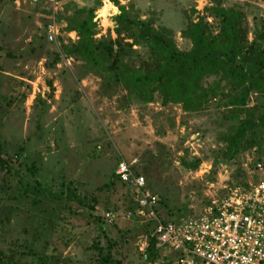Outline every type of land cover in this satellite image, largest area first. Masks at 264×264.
Returning <instances> with one entry per match:
<instances>
[{"label":"rangeland","instance_id":"1","mask_svg":"<svg viewBox=\"0 0 264 264\" xmlns=\"http://www.w3.org/2000/svg\"><path fill=\"white\" fill-rule=\"evenodd\" d=\"M216 1L117 0L129 13L151 18L155 28L170 30L181 50L190 46L180 35L187 20L204 15L207 22L214 23L204 11L214 3L240 8L248 40L253 30L264 31V0ZM80 7L93 8L95 38L115 37L113 17L118 8L111 0H58L54 15L57 34L50 43L43 37L50 14L23 0H0V144L7 156L19 152L18 159L34 167L30 174L25 172V164L13 165L23 184L32 185L35 179L42 187L58 192L71 182L80 195H95L96 214L115 207L117 216L112 224L104 222L100 232L99 223L74 200L46 197L36 206L43 213H37L25 196L17 201L7 199L6 194L22 183L0 172V186L4 187L0 189V249L6 255L25 252L23 247L29 246L39 252L45 244L49 264H94L90 258L96 252L86 247L98 237L100 246L107 238L116 241L111 253L121 264L167 262L165 251L154 261L142 257L146 245L143 223L136 220L134 228V220L125 215L130 201L127 187L114 182L109 190L97 189L109 179L118 159L140 172L146 189L158 202L159 198L164 201L165 207L155 206L162 219L166 209L173 219L195 216L208 200L223 196L238 182L253 175L264 177V168L249 167L255 156L252 148L230 159L221 155L224 143L220 134L231 125L228 118H222L226 109L209 103L200 112L187 113L178 105L160 106L157 100L140 108L133 103L126 107L119 94L106 89L98 76L83 73L79 61L62 57L59 42L75 41L76 35L63 31L60 17ZM254 102L255 95L250 92L247 105ZM262 137L264 142V131ZM182 157H196L200 162L195 169H187L180 163ZM8 184L10 187H5ZM8 202L17 208L5 218L2 205ZM24 260L29 263L31 257Z\"/></svg>","mask_w":264,"mask_h":264},{"label":"trees","instance_id":"2","mask_svg":"<svg viewBox=\"0 0 264 264\" xmlns=\"http://www.w3.org/2000/svg\"><path fill=\"white\" fill-rule=\"evenodd\" d=\"M111 1L118 8V13L113 17L114 38L94 37L93 8H76L72 14L60 17L64 23L63 31H74L76 35L75 41L59 42L62 57L79 61V69L83 73L87 71L98 76L106 89L119 94L126 107L133 103L140 108L157 100L160 106L178 105L187 113L200 112L209 103H213L216 109H226L222 118H228L231 125L220 134L224 143L221 155L230 159L242 150L252 148L255 156L249 166L253 167L255 161L264 162V31L253 30L252 38L248 40V27L240 8L236 5L221 7L214 3L213 6L204 8L206 15L211 16L214 23L207 22L204 15L196 16L195 20H187L180 35L189 41L190 46L181 50L176 47L170 30L155 28L151 18H139L118 4L117 0ZM43 37L46 40V36ZM207 77L213 78L210 82L203 83ZM250 92L254 93L255 102L248 106ZM18 153L7 156L0 144V172L8 177H17L20 185L22 178L13 165L19 167L25 163L18 159ZM199 162L200 159L196 157L191 160L183 157L180 159L181 165L187 169H195ZM26 164L24 170L31 174L34 167ZM134 172L140 173L136 170ZM33 181L32 185H15L6 194L7 199L17 201L25 196L28 206L40 214L43 212L37 205L46 197L49 200H74L82 209L88 210V217L99 223L100 232L104 222H114H107L103 213H115V207L105 209L101 215L94 212L96 198L93 193L88 198L84 197L71 182L64 189L54 192L49 187H42L37 180ZM114 182L124 185L113 170L109 179L97 189L109 190ZM145 186L148 188L146 181ZM5 187L10 186L8 184ZM2 188L4 187L0 186ZM127 193L130 201L125 209L132 211L134 201L131 192L127 190ZM158 203L165 207L162 199L159 198ZM2 206L5 218L11 209L17 208L9 202ZM171 216V211L166 209L163 219H173ZM131 217L134 220L132 227L135 228L137 219L133 214ZM127 230L125 229L126 232ZM151 230L150 222L142 224L141 233L145 236L146 245L141 254L145 260L154 261L159 257L160 251L154 246ZM115 245V240L107 238L106 244L100 246L98 237H95L86 249L93 253L95 250V256L90 258L94 264H121L111 253ZM45 247L42 244L39 252L34 251L32 246L23 247L25 252L14 254L11 251L7 255L0 249V264H49V257L44 253ZM25 256H30L31 262H26ZM160 264L169 262L162 261Z\"/></svg>","mask_w":264,"mask_h":264},{"label":"built area","instance_id":"3","mask_svg":"<svg viewBox=\"0 0 264 264\" xmlns=\"http://www.w3.org/2000/svg\"><path fill=\"white\" fill-rule=\"evenodd\" d=\"M23 1L51 15L46 40L55 41L58 0ZM250 168L263 170L264 162L255 161ZM114 173L134 201L133 210L125 215L152 223L154 246L165 251L169 264H264V177L253 175L238 182L223 196L208 200L195 216L165 220L156 211L158 198L146 189L142 174L123 159L116 162ZM116 216V212L103 213L107 222Z\"/></svg>","mask_w":264,"mask_h":264},{"label":"bare ground","instance_id":"4","mask_svg":"<svg viewBox=\"0 0 264 264\" xmlns=\"http://www.w3.org/2000/svg\"><path fill=\"white\" fill-rule=\"evenodd\" d=\"M106 8H107V7H105L104 9H102L104 15L106 14Z\"/></svg>","mask_w":264,"mask_h":264}]
</instances>
